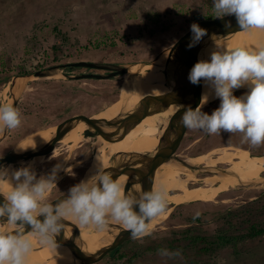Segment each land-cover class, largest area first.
<instances>
[{
	"label": "rangeland",
	"instance_id": "obj_1",
	"mask_svg": "<svg viewBox=\"0 0 264 264\" xmlns=\"http://www.w3.org/2000/svg\"><path fill=\"white\" fill-rule=\"evenodd\" d=\"M212 9L213 0H0V104H10V79L16 74L79 60L119 64L145 60L175 41L195 21L202 19L194 20L195 16ZM59 30L70 39L66 46L60 48L62 50L55 48L65 44ZM73 69V72H64H88L83 68ZM123 79L124 75L67 80L55 74L18 80L14 91H19L18 109L22 115V126L1 136L0 148L44 124L110 104L117 98ZM236 91L243 95L247 89ZM200 132L193 136L190 135L194 134L192 130H188L183 150L178 156L186 158L210 154L219 148L245 147L239 133L207 135L203 131L202 138L193 144L192 149H187L190 139L200 136ZM62 143H56V147ZM70 146L75 145L71 143ZM263 147L255 148L259 150ZM57 153H62L65 158H74L69 163L64 162L63 166L71 165L75 173L73 176L60 171L57 186L60 187L66 179L76 178L73 185L80 183L84 177L81 173L83 170L85 173L90 166L92 155L81 151ZM50 156L43 157L35 166L37 177L47 175L54 163L63 161L62 157L49 160ZM29 164L30 160H26L23 166ZM192 173L194 178L187 186L203 185L200 178L206 174ZM194 179H197L196 183L192 184ZM71 186L61 193H68ZM260 189H264V184L250 188L233 186L216 194L212 200L179 203L167 212L162 222L153 228V235L144 238L143 243L129 239L131 242L123 245L127 254L133 252L135 255L130 264H165L158 255L161 248L182 252L181 259L168 260L166 264H264L263 235L246 238L235 246L214 244L204 253L200 250L202 245L189 248V238L186 237L196 233L210 237L222 226L231 235L241 234L253 216H250L249 210L254 214L258 210L264 212V193L259 194ZM211 191L200 190L195 197ZM242 207L245 209L240 210ZM229 210H237L239 215L231 223H225L222 214ZM197 211L201 213L200 220L195 219ZM260 219L264 221V214ZM93 264H113V261L105 257Z\"/></svg>",
	"mask_w": 264,
	"mask_h": 264
},
{
	"label": "clouds",
	"instance_id": "obj_2",
	"mask_svg": "<svg viewBox=\"0 0 264 264\" xmlns=\"http://www.w3.org/2000/svg\"><path fill=\"white\" fill-rule=\"evenodd\" d=\"M213 12L216 19L235 16L243 31H264V0H213ZM225 27L230 28V22L225 21ZM190 29L188 48L207 35V30L196 23ZM188 79L194 85L203 81L220 104L211 114L202 111L209 99V93H204L200 105L182 112L179 123L184 128L209 135L239 133L242 144L254 148L264 145V45L255 49L237 46L212 50L209 59L198 60L192 66ZM240 88H247V92L238 97L233 92ZM181 107L178 105L176 112ZM21 126L20 110L9 103L0 104V134ZM29 147L35 149L34 140L18 149ZM61 157L63 162L74 159L54 150L48 159ZM60 171L75 175L72 166L64 167L62 162L39 177L30 166L11 170L0 167V197H3L0 219L11 226L0 228V264H26L33 248L32 239L25 235L26 226L31 236L59 257L56 238L69 218L80 227L97 230H105L110 223L119 224L130 233L131 239L143 243L144 238L153 235L150 222L167 211V190L163 187L144 192L139 198L126 195L123 185L99 166L93 175L94 183L81 181L70 187L66 197L53 201L50 197L53 189H57ZM200 215L199 211L195 213L196 217ZM158 255L165 264L182 258L180 250L167 248L159 249Z\"/></svg>",
	"mask_w": 264,
	"mask_h": 264
},
{
	"label": "water",
	"instance_id": "obj_3",
	"mask_svg": "<svg viewBox=\"0 0 264 264\" xmlns=\"http://www.w3.org/2000/svg\"><path fill=\"white\" fill-rule=\"evenodd\" d=\"M207 21L213 23L211 32L207 33L192 47L194 52L200 55L199 60L209 59L212 50H227L237 46L243 47L246 31L239 28L235 16H225L223 19H201L194 23ZM225 21L230 22V28L225 27ZM191 38L192 33L189 28L175 41L160 49L154 56L131 63L119 64L79 60L53 64L31 72L12 76L9 87V102L16 108H18L19 103V91L15 92L14 90L17 81L20 79L39 78L55 74H60L62 78L67 80L84 78L106 79L118 75H124V79L117 98L110 104L91 111L72 114L56 122L44 124L2 146L0 148V154H2L0 155V167L12 161L30 160L40 155L45 157L52 154L53 150L54 153L62 151H87L92 156L102 155L109 158L118 155L133 161L149 163L153 177V188L163 187L167 190L169 205L170 195L175 191L176 182L179 177L178 155L183 150V145L188 134V129L179 123L180 116L186 108L191 107L194 109L200 105L202 95L206 92L209 93V99L203 105L202 110L218 98H215L211 94V90L203 81L194 85L188 80L172 98L168 106L159 110L161 115L168 114L167 120L163 123L134 122L128 124L123 110L136 93L140 70L161 63L178 48L187 47ZM78 67L109 71L101 73L81 72L76 74L64 72L66 69ZM178 105L182 106L180 112H176ZM115 113H118V117L124 126L120 133L106 131L93 133L90 131V128L101 122L105 117ZM134 134H146L149 137V141L147 143L130 142ZM97 136L109 138L113 143L111 145H102L95 139ZM58 137L66 138L69 144L73 143L75 146L68 144L67 146L59 145L56 148L50 147V144ZM33 140L36 144L35 149L30 147L23 150L18 149L31 145ZM123 178L130 185H134L135 180L129 170L125 171ZM59 196L60 194L51 200L55 201ZM181 202L184 201L178 200L173 202L167 208L166 213L150 222L151 225L154 227L162 222L167 212ZM70 219L64 221V228L61 232L80 244L85 245L93 252L100 254L102 258L125 241L131 239L130 233L127 230H123L119 238L103 239L77 228Z\"/></svg>",
	"mask_w": 264,
	"mask_h": 264
},
{
	"label": "bare ground",
	"instance_id": "obj_4",
	"mask_svg": "<svg viewBox=\"0 0 264 264\" xmlns=\"http://www.w3.org/2000/svg\"><path fill=\"white\" fill-rule=\"evenodd\" d=\"M196 24L206 29L207 33H210L213 28L211 21L196 22ZM261 45H264V31H246L243 47L255 49ZM199 57L200 55L194 52L192 48L182 47L178 48L161 63L150 68H142L139 72L136 93L123 110L127 123L145 122L160 124L165 122L168 114L161 115L159 110L167 107L172 98L186 84L189 80L188 74L192 66L199 60ZM240 89L245 90L247 88ZM123 127L118 113H115L105 117L101 122L90 128V131L93 133L104 131L120 133ZM7 131L0 134V137L4 136ZM95 138L102 145H111L113 143L111 139L106 137L97 136ZM148 141L149 137L146 134H134L130 139V142L134 143H147ZM56 143H62L65 146L69 144L66 138L58 137L50 144V147L56 148ZM214 156L215 159L213 158ZM42 159V155L30 159L29 166L35 169V166ZM25 161L26 159L12 161L5 168L10 170L18 169L23 167ZM58 162L64 164L63 161ZM58 162L54 163V165ZM216 163H223L226 167L216 166L213 168L212 166ZM97 166L105 167L106 171L113 175V179L123 185L126 195L139 198L144 192L154 189L151 165L149 163L133 161L118 155L113 158L95 155L92 156L91 164L85 171L82 181L88 180L89 184L94 183L95 177L93 175L96 172ZM127 170L134 177V185H130L123 178V174ZM178 170L179 177L174 192L179 191L180 193L173 192L169 198L170 203L178 200L185 202L212 200L216 194L223 190H229L233 186L250 188L264 184V174L261 175V172H264V154L250 156L244 149L234 147L219 148L210 154L204 153L186 158L178 156ZM192 172L206 174L202 178L203 185H197L196 187L187 186L190 180L194 178ZM196 180L192 183L195 184ZM200 190L204 192L208 190L212 191L207 195L195 197L198 191L200 193ZM66 195L67 193L61 194L58 199L64 198ZM2 201L3 197H0V202ZM70 221L82 231L103 239L119 238L124 230L121 225L115 223H110L105 230H97L91 226L80 227L72 219ZM10 227L5 219L0 221V228ZM27 230L26 226L25 235L32 239L33 248L28 255L26 264H93L99 262L102 258L100 254L93 252L85 245L80 244L62 232L56 238L60 245L58 248L60 256L57 257L47 246H42Z\"/></svg>",
	"mask_w": 264,
	"mask_h": 264
},
{
	"label": "trees",
	"instance_id": "obj_5",
	"mask_svg": "<svg viewBox=\"0 0 264 264\" xmlns=\"http://www.w3.org/2000/svg\"><path fill=\"white\" fill-rule=\"evenodd\" d=\"M205 19V18H215L214 17V12L212 10H207L197 16L194 17V20L197 19ZM59 35L62 36L63 41L65 42L62 44H59V48L55 47L56 49H60L68 44V40H70L67 36L66 33H63L59 30ZM64 32V31H63ZM62 50V49H60ZM60 50H57L60 51ZM60 57V55H59ZM264 193V189L259 190V194ZM264 206V204H263ZM245 207H242L240 210H244ZM250 216L253 214L252 218L249 221L248 226L245 228L241 234H229L228 229L226 227H221L218 230L214 232V235L212 236H207L206 234H192V235H187L186 237L189 238V248H197V246H200V250L204 253L208 251V247H213L214 244L216 245H226V244H231L235 246L238 242L245 240L246 238H255L259 237L261 235L264 236V221L260 219L261 214H264L261 210H258L255 214L249 210ZM221 215V214H220ZM239 213L237 210H229L227 211L226 214H222V217L224 216L225 223H231L232 219H236L238 217ZM196 220H200L198 217H195ZM187 231L189 228L186 229ZM187 239V238H186ZM131 242V240H128L122 243L118 248L115 250L110 251L107 255H105L103 258H108L109 260L113 261V264H130L134 260V253L132 254H127V250L123 248V245L126 243ZM191 245V246H190ZM129 251V250H128ZM102 258V259H103ZM98 263V262H97Z\"/></svg>",
	"mask_w": 264,
	"mask_h": 264
},
{
	"label": "flooded vegetation",
	"instance_id": "obj_6",
	"mask_svg": "<svg viewBox=\"0 0 264 264\" xmlns=\"http://www.w3.org/2000/svg\"><path fill=\"white\" fill-rule=\"evenodd\" d=\"M79 69H87V71L88 72H93L92 70H96V71H103V72H108L109 70H97V69H91V68H88V67H78ZM66 71H68V72H73L74 71V69H66ZM82 72V70L80 71V73ZM84 73H87V72H84ZM95 73H101V72H95ZM91 79H95V78H91ZM247 92V91H246ZM245 92V93H246ZM244 93V94H245ZM233 94L234 95H236V96H241V95H239L238 94V92L237 91H235V92H233ZM238 94V95H237ZM218 102H220V100L219 99H217V100H215V101H213L212 103H210L208 106H206L202 111H204V112H206V113H208V114H211L212 113V111L214 110V109H216V107H217V105H219L218 104ZM205 109H208L209 111H206ZM198 133V131H192V133H194V134H190V135H193V136H195L196 134L195 133ZM203 133V131H201L199 134H200V136H198V137H196V138H193V139H190V143L187 145V149H192V146H193V144L194 143H196L197 141H199L201 138H202V134ZM208 135V134H207ZM188 138H189V136H188ZM245 145V147H243V148H240V147H234V148H240V149H244V148H247V149H244V150H246L247 151V153H248V155H250V156H255V155H260V154H264V147L262 148V149H259V150H257L256 148H255V150H253L252 148H254V147H252V146H250L249 144H244ZM212 149H215V148H212ZM212 149H209V150H212ZM203 151V150H202ZM81 152H87V151H81ZM232 152H234V151H232ZM87 154L90 156V155H92L90 152H87ZM253 154V155H252ZM214 159H215V156L213 157ZM69 162H71V160H69L68 161V163ZM224 165V166H226L225 164H223V163H216V164H214L213 165V168L214 167H216L217 165ZM199 165H202V164H199ZM84 174V170L82 171V173H81V176ZM205 176V175H204ZM68 178H70V177H68ZM81 178V177H80ZM203 178V177H202ZM202 178H200V179H202ZM75 181H77V179L76 178H74V179H71V180H69V179H66L63 183H62V185L60 186V187H58L57 186V189H53V191H52V193H51V197H50V199H53V198H56L59 194L61 195V192H63L64 191V189L65 188H67L68 186H71V185H73L74 184V182ZM193 184V183H192ZM175 193V192H174Z\"/></svg>",
	"mask_w": 264,
	"mask_h": 264
}]
</instances>
